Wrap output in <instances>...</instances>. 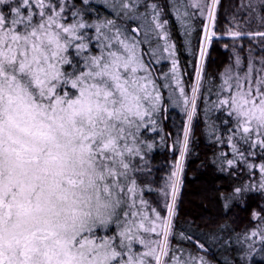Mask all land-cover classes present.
Wrapping results in <instances>:
<instances>
[{
  "label": "snow or ice",
  "instance_id": "snow-or-ice-1",
  "mask_svg": "<svg viewBox=\"0 0 264 264\" xmlns=\"http://www.w3.org/2000/svg\"><path fill=\"white\" fill-rule=\"evenodd\" d=\"M102 4L0 0V264H213L212 244L239 246L225 264L264 257V0L230 5L223 27L222 0ZM169 12L193 57L190 91ZM223 40L232 55L210 72ZM201 102L220 146L211 163L239 181L218 193L224 209L260 196L242 232L211 218L177 230ZM173 106L179 156L157 186L150 154Z\"/></svg>",
  "mask_w": 264,
  "mask_h": 264
},
{
  "label": "trees",
  "instance_id": "trees-1",
  "mask_svg": "<svg viewBox=\"0 0 264 264\" xmlns=\"http://www.w3.org/2000/svg\"><path fill=\"white\" fill-rule=\"evenodd\" d=\"M231 1L232 0H222L223 7L220 16L221 27L226 24L225 15H227V12L231 11L229 6L234 3ZM92 2L93 5L103 13L104 8L102 0H92ZM161 2L166 3L167 0H161ZM165 19L172 20L173 38L179 41V56L181 64L185 70L184 75L190 91L191 79L193 78L194 73L189 71L193 67L189 61H191L193 57L185 51L183 37L178 31V25L176 24L172 13L169 12L168 15L165 16ZM223 43H227V41H219L213 47L209 61L210 72L222 69L232 55L230 49H224L222 47ZM247 43L248 42L245 43V47L247 46ZM253 46L255 47V45ZM258 54L259 52H257V55ZM169 66V62L164 61L156 67L167 70ZM205 91H207V89H205ZM165 94H167L166 90ZM203 114L204 105L203 102H201L199 114L194 118L195 131L191 141V150L185 161V171L183 176L184 185L180 198V215L178 218L177 230H181L179 222L188 219H194L199 223L201 228H206L205 222L209 221V218H211V221L214 223H220L227 220L229 221V228L235 229L237 232H242L246 228L253 226L255 223L250 214L253 209L258 208V205L260 204V196L256 193L249 194L244 203L236 201L231 210L226 211L224 209L223 201L218 193L230 191L231 185L239 183V181L229 178L226 173L217 171L212 165L211 155L214 151H218L220 146L218 143L212 141L205 131ZM219 117V113H213V119H218ZM183 121V113H181L175 106L169 108L168 114L162 119L164 133H158L156 135L157 147L150 154L151 163L155 170L157 186H159L160 182L163 180L164 173L170 170L173 160L179 156V150L176 149L174 152L172 142L173 138L178 133L182 136ZM165 133H169L170 135L166 137V143L160 145L159 136L164 135ZM256 163H259V160H257ZM256 171L258 175V169ZM242 179L247 180L248 176L245 175ZM221 185H223V187H221ZM153 201L158 202L162 207V197L154 195ZM227 230L228 229H226V231ZM179 242L178 237L174 238L173 243ZM185 246L188 247L190 245L185 244ZM237 247L239 246L235 244L230 248H224L223 246L212 244L204 255L212 261L213 264H225V258L229 256L233 260L239 261V257L235 255ZM252 264H264V257L259 254H253Z\"/></svg>",
  "mask_w": 264,
  "mask_h": 264
},
{
  "label": "rangeland",
  "instance_id": "rangeland-1",
  "mask_svg": "<svg viewBox=\"0 0 264 264\" xmlns=\"http://www.w3.org/2000/svg\"><path fill=\"white\" fill-rule=\"evenodd\" d=\"M231 2H234V3H232V4H236V3H238V0H232ZM232 4H231V5H232ZM231 11H232V9H231ZM231 11L227 12V15H228ZM225 16H226V15H225ZM225 22L227 23L226 20H225ZM226 41H227V43H229V44L231 43L230 40H226ZM259 54H260V53H259ZM259 54H258V55H259Z\"/></svg>",
  "mask_w": 264,
  "mask_h": 264
}]
</instances>
